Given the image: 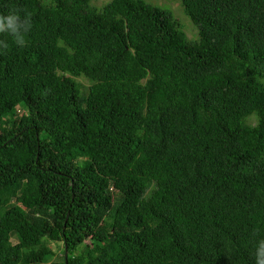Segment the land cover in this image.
Instances as JSON below:
<instances>
[{
    "label": "trees",
    "instance_id": "16d2710c",
    "mask_svg": "<svg viewBox=\"0 0 264 264\" xmlns=\"http://www.w3.org/2000/svg\"><path fill=\"white\" fill-rule=\"evenodd\" d=\"M179 2L0 0V264H254L264 0Z\"/></svg>",
    "mask_w": 264,
    "mask_h": 264
},
{
    "label": "clouds",
    "instance_id": "9594fccd",
    "mask_svg": "<svg viewBox=\"0 0 264 264\" xmlns=\"http://www.w3.org/2000/svg\"><path fill=\"white\" fill-rule=\"evenodd\" d=\"M32 26L31 15L16 4H11L6 10L0 11V34L10 37L17 47L26 45V36ZM0 44L7 46L3 42ZM252 256L254 264H264V237L257 236L254 239Z\"/></svg>",
    "mask_w": 264,
    "mask_h": 264
},
{
    "label": "rangeland",
    "instance_id": "374dc122",
    "mask_svg": "<svg viewBox=\"0 0 264 264\" xmlns=\"http://www.w3.org/2000/svg\"><path fill=\"white\" fill-rule=\"evenodd\" d=\"M104 1H106V0H95V2L99 6H102ZM157 1L162 2V3H159V4H161V5H163V6L167 7V8L170 7L172 12L174 13V16L180 21L181 28H182L183 31L186 32V34L189 37V39L197 38L196 37V36H198L197 35V28L191 22L189 17L183 13L182 8L180 6L179 0H157ZM12 239H13V241H15L14 238H12Z\"/></svg>",
    "mask_w": 264,
    "mask_h": 264
}]
</instances>
